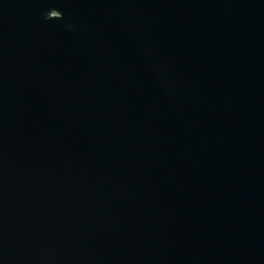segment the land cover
<instances>
[{
	"label": "water",
	"instance_id": "1",
	"mask_svg": "<svg viewBox=\"0 0 264 264\" xmlns=\"http://www.w3.org/2000/svg\"><path fill=\"white\" fill-rule=\"evenodd\" d=\"M0 264H264V0H0Z\"/></svg>",
	"mask_w": 264,
	"mask_h": 264
}]
</instances>
